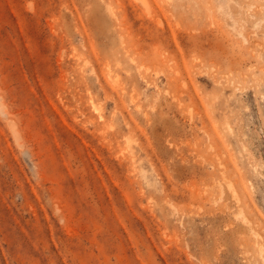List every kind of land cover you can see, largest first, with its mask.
I'll use <instances>...</instances> for the list:
<instances>
[{
  "label": "rangeland",
  "instance_id": "rangeland-1",
  "mask_svg": "<svg viewBox=\"0 0 264 264\" xmlns=\"http://www.w3.org/2000/svg\"><path fill=\"white\" fill-rule=\"evenodd\" d=\"M0 264H264V0H0Z\"/></svg>",
  "mask_w": 264,
  "mask_h": 264
}]
</instances>
